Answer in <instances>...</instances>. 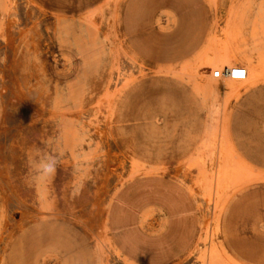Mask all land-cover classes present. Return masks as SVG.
Wrapping results in <instances>:
<instances>
[{
    "label": "rangeland",
    "instance_id": "rangeland-1",
    "mask_svg": "<svg viewBox=\"0 0 264 264\" xmlns=\"http://www.w3.org/2000/svg\"><path fill=\"white\" fill-rule=\"evenodd\" d=\"M126 1L0 0V264H136L112 245L107 216L117 191L148 175L180 179L202 212L172 264H264V169L229 138L239 94L264 82V0H204L206 41L162 59V39L138 54ZM235 65L247 78L213 76ZM43 152L60 162L36 179L29 160Z\"/></svg>",
    "mask_w": 264,
    "mask_h": 264
},
{
    "label": "crops",
    "instance_id": "crops-1",
    "mask_svg": "<svg viewBox=\"0 0 264 264\" xmlns=\"http://www.w3.org/2000/svg\"><path fill=\"white\" fill-rule=\"evenodd\" d=\"M62 10L86 7L96 0H43ZM139 0H127V17L139 15L127 29L138 54L141 43L162 39L164 46L153 56L178 58L198 52L208 36L204 0H141L139 13L132 11ZM158 12L164 13L162 31L152 29ZM138 24V27H137ZM142 26H149L142 33ZM155 48L154 50H156ZM229 138L235 150L249 164L264 169V82H249L233 104L229 116ZM202 223L198 201L188 186L171 175L137 177L124 184L113 197L107 216L112 245L136 264H172L183 258L194 244ZM262 245V244H259ZM256 262L263 258L248 250Z\"/></svg>",
    "mask_w": 264,
    "mask_h": 264
},
{
    "label": "clouds",
    "instance_id": "clouds-1",
    "mask_svg": "<svg viewBox=\"0 0 264 264\" xmlns=\"http://www.w3.org/2000/svg\"><path fill=\"white\" fill-rule=\"evenodd\" d=\"M58 154L52 152L38 153V158L29 160V167L36 179L46 178L57 171L59 164Z\"/></svg>",
    "mask_w": 264,
    "mask_h": 264
},
{
    "label": "built area",
    "instance_id": "built-area-1",
    "mask_svg": "<svg viewBox=\"0 0 264 264\" xmlns=\"http://www.w3.org/2000/svg\"><path fill=\"white\" fill-rule=\"evenodd\" d=\"M213 76L217 78L226 77L230 79H245L248 76V70L241 65H235L224 67L222 70H214Z\"/></svg>",
    "mask_w": 264,
    "mask_h": 264
},
{
    "label": "bare ground",
    "instance_id": "bare-ground-1",
    "mask_svg": "<svg viewBox=\"0 0 264 264\" xmlns=\"http://www.w3.org/2000/svg\"><path fill=\"white\" fill-rule=\"evenodd\" d=\"M62 25H63V24H62ZM93 58H95V57H93ZM247 70H248V69H247ZM213 72H214V71H213ZM210 85H211V84H210ZM210 85H209V86H210ZM83 86H84V85H83ZM210 88H211V87H210ZM211 89H212V88H211ZM83 92H84V91H83ZM209 93H210V92H209ZM229 108H230V107H229ZM224 115H225V114H224ZM227 116H228V115H227ZM217 131H218V130H217ZM217 131H216V132H217ZM225 136H226V135H225ZM225 136H224V137H225ZM226 138H227V137H226ZM216 148H217V147H216ZM228 150H229V149H228ZM225 151H226V149H225ZM233 152H234V151H233ZM229 153H230V152H229ZM231 154H232V153H231ZM236 158H237V157H236ZM199 159H200V158H199ZM238 160H239V159H238ZM219 166H220V165H219ZM232 171H233V170H232ZM256 172H257V171H256ZM235 175H236V174H235ZM243 180H244V179H243ZM238 183H239V182H238ZM204 185H205V184H204ZM229 186H231V185H229ZM232 186H234V185H232ZM219 187H220V186H219ZM230 188H231V187H229V189H230ZM230 190H231V189H230ZM221 193H222V192H221ZM211 264H212V263H211Z\"/></svg>",
    "mask_w": 264,
    "mask_h": 264
},
{
    "label": "snow or ice",
    "instance_id": "snow-or-ice-1",
    "mask_svg": "<svg viewBox=\"0 0 264 264\" xmlns=\"http://www.w3.org/2000/svg\"><path fill=\"white\" fill-rule=\"evenodd\" d=\"M239 74V73H238Z\"/></svg>",
    "mask_w": 264,
    "mask_h": 264
}]
</instances>
